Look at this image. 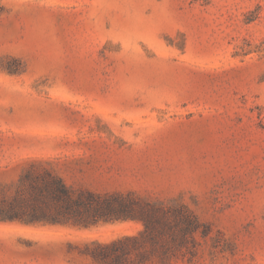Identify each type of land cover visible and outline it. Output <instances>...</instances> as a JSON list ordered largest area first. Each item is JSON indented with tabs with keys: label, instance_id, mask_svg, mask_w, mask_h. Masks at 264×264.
Returning <instances> with one entry per match:
<instances>
[{
	"label": "rangeland",
	"instance_id": "374dc122",
	"mask_svg": "<svg viewBox=\"0 0 264 264\" xmlns=\"http://www.w3.org/2000/svg\"><path fill=\"white\" fill-rule=\"evenodd\" d=\"M32 159L189 207L171 264H264V0H0V187ZM143 229L0 223V264H142L108 245Z\"/></svg>",
	"mask_w": 264,
	"mask_h": 264
},
{
	"label": "trees",
	"instance_id": "16d2710c",
	"mask_svg": "<svg viewBox=\"0 0 264 264\" xmlns=\"http://www.w3.org/2000/svg\"><path fill=\"white\" fill-rule=\"evenodd\" d=\"M193 1L207 5L213 0ZM9 188L0 187L3 224L89 229L140 220L144 229L138 235L125 236L108 247L124 255L135 249L142 264L154 257L160 264H171L173 257L185 258L188 254L194 257L196 236L206 238L212 232L186 205L152 202L131 193L98 194L73 189L44 159H32L13 189ZM121 244L124 246L119 247Z\"/></svg>",
	"mask_w": 264,
	"mask_h": 264
}]
</instances>
